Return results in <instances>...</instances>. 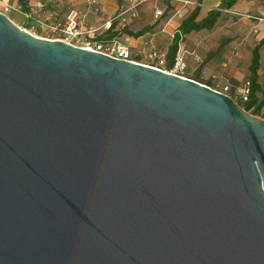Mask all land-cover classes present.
Segmentation results:
<instances>
[{"label": "water", "instance_id": "obj_1", "mask_svg": "<svg viewBox=\"0 0 264 264\" xmlns=\"http://www.w3.org/2000/svg\"><path fill=\"white\" fill-rule=\"evenodd\" d=\"M0 264H264V119L0 12Z\"/></svg>", "mask_w": 264, "mask_h": 264}, {"label": "rangeland", "instance_id": "obj_2", "mask_svg": "<svg viewBox=\"0 0 264 264\" xmlns=\"http://www.w3.org/2000/svg\"><path fill=\"white\" fill-rule=\"evenodd\" d=\"M120 1L122 4L120 7L123 8L135 5L132 10L136 12L135 15H132L131 9L128 10L125 14V25L109 31V35H115L122 39L126 35L124 28H127L126 23L128 21V16L132 18L136 16L137 13H140V11L146 13L145 11L148 12L152 10L153 12H157V10H159V17H163L162 20L176 16L177 20L180 21L189 14L195 6H206L207 9H212L218 7L220 2V0ZM56 3L57 0L55 2L50 0L48 4H44L39 10L38 8L34 10V19L29 22V26L32 27L31 31L37 36H45L46 30L40 28L36 24V20L52 21L62 19L70 7H76L69 4V2L62 3L60 6H50V4L54 5ZM77 8L85 12L88 25L93 28H98L102 24H100L101 19L96 18L100 8L95 11L94 8H89L87 4L82 6V8ZM219 9L220 13L212 27L181 34L176 53L183 56L184 64L179 74L189 78L197 74L199 80L209 79L212 88L228 94L234 101L241 105L245 100L243 98V89L246 88L248 82L251 50L255 43L264 35V0H236L232 6ZM14 11L17 10H10L8 14L14 17ZM201 15L202 14L198 11L196 19H200ZM24 18L27 19L26 16H24ZM19 25L23 26L24 23ZM158 29L159 28L156 26L152 31L156 32ZM174 29H176V27L165 32L164 35H160L165 38V41H163L164 39H158L152 43L157 51L166 54V50L162 44L172 39ZM100 31L101 29H97L96 33ZM142 41H137L135 45H130L134 52L137 53L142 46H146L147 43L142 44ZM259 52L260 63L257 70L259 89L256 91V95L258 101L260 99L264 101V43L260 46ZM137 56V60L139 61L148 64L154 62V60L149 59L147 55ZM251 109L247 111L251 112ZM255 115L264 119V103Z\"/></svg>", "mask_w": 264, "mask_h": 264}, {"label": "built area", "instance_id": "obj_3", "mask_svg": "<svg viewBox=\"0 0 264 264\" xmlns=\"http://www.w3.org/2000/svg\"><path fill=\"white\" fill-rule=\"evenodd\" d=\"M85 3L89 6V8H94L95 11L100 8V3L98 0H85ZM133 7L134 6H130L128 8H118L110 17L106 18L98 28H93L92 26L88 25L85 12L77 7H70L62 19H56L52 21L36 20V24L40 28L46 30V35L43 37L59 38L75 45L99 50L119 58L138 61L145 64L148 63L137 60V55H147L149 59L154 60V62L149 63V65L179 74V71L184 64L183 56H181L179 53H175L172 65L167 67L166 54L164 52L157 51L152 45L146 44V46H142V48L138 50L137 54L132 49V46L126 42V39H122L115 35H109V30L114 29L115 19L120 21L121 25L123 26L125 25V14L128 10L131 9L132 15H135L136 12L132 10ZM12 8L14 7L11 4L0 0V12L8 15V12ZM17 8L21 9V6L18 5ZM23 13L26 16L27 21L23 26H19L34 34L31 31L32 27L29 26V22L34 19V11L31 9L24 10ZM97 29H101V31L96 33ZM176 32H178V28L174 29L172 37ZM243 91V98L246 99L248 86H246Z\"/></svg>", "mask_w": 264, "mask_h": 264}, {"label": "crops", "instance_id": "obj_4", "mask_svg": "<svg viewBox=\"0 0 264 264\" xmlns=\"http://www.w3.org/2000/svg\"><path fill=\"white\" fill-rule=\"evenodd\" d=\"M3 2L9 3L11 4L17 11L13 12V16H10L8 14V16L17 24H23L26 23L27 19L24 18V10H36L38 8V10L41 8V6H43L44 4H48V2L50 0H2ZM54 2L56 0H53ZM100 3V11L98 13V15H96L98 19H101L100 24L108 17H110L119 7L121 4V1L118 0H98ZM129 1V0H126ZM139 1V0H137ZM65 2H69V4L74 5L76 7H81L86 5L85 0H57L56 4H50L51 7H55V6H60L62 3ZM127 3V2H126ZM20 5L21 9H18L17 6ZM135 6V5H134ZM205 8V9H204ZM145 9V8H144ZM159 10H157V12H153L152 10L150 11H145L146 13H143L142 11H140V13H137L136 16L134 17H130L128 16L127 18V23H126V29L135 32L137 30H142L145 29L147 26V29L137 35L134 36L132 34L127 33L126 31H124L126 33V35L123 37L124 39H126V42L130 45H135V42L137 41H142V44L147 43L152 45V43H154L156 40H161L164 39L163 41H165V38H163L162 36H160L161 34H165V32L170 31L172 28H177L178 25L180 24V21L177 20V17H170L169 19H163L161 17H159ZM198 11L202 14L201 18H203L204 16H206V14L208 13L209 9L206 8V6L203 7H199ZM92 15V14H91ZM95 16V13H94ZM200 18V19H201ZM156 26L159 28L158 31H152L154 28H156ZM122 27L121 22L118 21L117 19L114 20V29H118ZM125 30V29H124ZM193 31V30H191ZM190 32V31H189ZM187 32V33H189ZM186 34V33H185ZM148 40V41H146ZM134 42V43H133ZM172 42V39H169L166 41L165 44H162V46L164 47V49L168 50V47L170 46ZM153 46V45H152ZM167 57V54H166Z\"/></svg>", "mask_w": 264, "mask_h": 264}, {"label": "trees", "instance_id": "obj_5", "mask_svg": "<svg viewBox=\"0 0 264 264\" xmlns=\"http://www.w3.org/2000/svg\"><path fill=\"white\" fill-rule=\"evenodd\" d=\"M120 1V0H118ZM236 0H220L218 7L209 9L208 13L206 16H204L201 19H196V15L198 13V6H195L189 14H187L180 22L178 25V32L174 34L172 37V42L170 46L168 47L167 50V67H170L173 63V58L174 55L177 51L178 48V42L181 39L180 34H185L191 30H200L203 28H210L214 25L216 22V19L220 13L219 8H228L232 6ZM149 27V26H147ZM142 30H137L135 32H132L126 28H124L127 33L132 34L134 36H137L141 33H143L146 29ZM111 31V30H109ZM264 43V35L255 43L251 50V58H250V64H249V75H248V92H247V98L241 103V106L246 109L250 110L251 108V113L257 114L258 111L260 110L261 106L263 105L264 101L260 99L258 101V97L256 95V91L259 89V84L257 82V77H258V67H259V59H260V52L259 48L260 46ZM192 78L199 80V76L197 74H194ZM200 82H203L207 85L211 86V82L209 79H202L199 80ZM258 102V103H257Z\"/></svg>", "mask_w": 264, "mask_h": 264}]
</instances>
